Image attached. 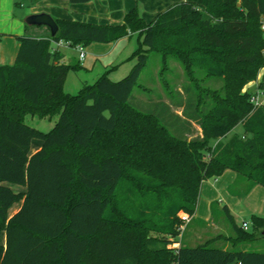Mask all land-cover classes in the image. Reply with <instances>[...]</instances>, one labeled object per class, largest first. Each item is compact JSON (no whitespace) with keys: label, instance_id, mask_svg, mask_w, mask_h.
Here are the masks:
<instances>
[{"label":"trees","instance_id":"1","mask_svg":"<svg viewBox=\"0 0 264 264\" xmlns=\"http://www.w3.org/2000/svg\"><path fill=\"white\" fill-rule=\"evenodd\" d=\"M152 19L137 6L121 25L54 19V36L15 37L14 63L0 66V264H264V252L238 248L260 237L264 220L252 215L243 230L225 206L231 236L191 248L178 240L179 213L194 214L206 179L228 169L264 188V107L243 91L264 67V0L179 2ZM130 34L138 42L123 78L104 73L64 93L79 65L60 63L54 42L85 47ZM148 52L173 54L184 67L191 84L183 92L194 98L179 105L181 116L162 101L133 107ZM208 79L222 86L201 87ZM26 116L57 119L44 133ZM236 125L242 132L227 137ZM34 140L41 145L32 153Z\"/></svg>","mask_w":264,"mask_h":264},{"label":"crops","instance_id":"2","mask_svg":"<svg viewBox=\"0 0 264 264\" xmlns=\"http://www.w3.org/2000/svg\"><path fill=\"white\" fill-rule=\"evenodd\" d=\"M185 1L197 2L198 0H90L80 4H72L66 0H0V66H10L14 63L19 47L15 37L46 38L50 36L48 29L44 26H27L24 23V18L27 15L45 13L58 20L96 25H121L124 14L134 7L138 6L142 19L145 16L152 19L155 14L166 10L169 6ZM134 35L136 34L125 35L121 39L106 44L90 43L84 47V59L88 60L89 65L85 66L84 64L80 67L85 71H90L95 65H98L101 73L97 77L105 73L108 79L123 65H127L125 70L131 69L130 57L137 48L133 49V46L130 45ZM52 48L61 56L60 63L72 64L68 58L71 57L69 50L73 47L69 45L55 47L52 45ZM86 84L83 83L82 85ZM252 85H254L256 92L258 90L257 83L251 82L247 86L251 87ZM164 104L168 105L167 103ZM169 111L172 113L170 106ZM192 126L197 129L194 123H191V129ZM237 127L240 129L237 130ZM241 132V126L236 125L227 137ZM40 145V141H32L31 152H35ZM8 187L14 192L23 191V188L16 185L9 184ZM199 193L196 210L178 237L180 244L186 247L191 248L202 244L207 239L217 235L231 236L233 234L231 225L225 218L223 206L228 209L232 220L238 213L240 215L246 213L249 218L256 215L264 220V188L257 184L251 185L244 177L231 170H224L219 177L206 179L201 184ZM18 207L19 203L14 204L10 208L9 214H13ZM216 245L224 249L229 247L228 243H216ZM248 246H256L259 248V252H264V240L262 239H257L250 244L239 245L238 248L246 250ZM2 254L3 250L0 248V259Z\"/></svg>","mask_w":264,"mask_h":264},{"label":"rangeland","instance_id":"3","mask_svg":"<svg viewBox=\"0 0 264 264\" xmlns=\"http://www.w3.org/2000/svg\"><path fill=\"white\" fill-rule=\"evenodd\" d=\"M151 19V18H150ZM145 16L144 22L149 23L151 20ZM150 20V21H149ZM130 45L133 49L137 47V36L134 35L131 38ZM71 57L68 58L69 62L73 64H78L79 67L74 71H69L66 75V79L63 85L64 93L69 95H74L81 88L83 83L91 84L93 80L99 75L100 68L95 65L92 70L85 71L80 66L89 65L88 60H79L78 52L72 48L69 50ZM133 64V60L130 61ZM131 64V65H132ZM127 65H123L117 72H114L110 76V79L115 81L119 80L126 74L130 68L126 69ZM125 70V72H123ZM123 72V74H122ZM194 77L197 79H202V74L196 69H192ZM121 73V74H120ZM264 75V67L260 68L257 72L255 81L257 86L263 81L262 76ZM138 85L132 91L131 103L133 107L137 108L139 111L152 110L151 102L162 101L170 106L172 113L180 114L179 105L183 104L188 96L193 97V91L190 90L187 94L183 92V88L190 85L188 77L185 75L184 67L181 65L180 61L173 55L163 57L157 52H148L147 61L144 69L141 71L138 81ZM251 84V83H249ZM248 85V84H247ZM245 86L243 91L253 94L254 85L251 87ZM222 86V81L217 79L203 80L201 87L209 88L211 90H218ZM256 96H258L259 103L264 107V91L258 89L256 90ZM57 117L52 116L50 118H38L37 116H26L25 123L35 128L41 132H48L55 124ZM193 132L191 133V138L198 136L200 129H196L192 126ZM240 129L237 127V130ZM199 130V131H198ZM189 137V136H188ZM240 207V206H239ZM180 214V213H179ZM241 222H246L249 225L248 230H250L249 215L246 213L240 215L239 213L235 215L233 223L238 227L241 226ZM226 224V221H225ZM258 239L264 240V236H260ZM259 246V245H257ZM261 246V245H260ZM258 247H246L247 251H258Z\"/></svg>","mask_w":264,"mask_h":264},{"label":"water","instance_id":"4","mask_svg":"<svg viewBox=\"0 0 264 264\" xmlns=\"http://www.w3.org/2000/svg\"><path fill=\"white\" fill-rule=\"evenodd\" d=\"M27 26H44L48 29L49 35L54 36L57 31V25L54 19L45 13L30 14L24 18ZM264 82V75L262 76ZM264 235V230L259 232V236Z\"/></svg>","mask_w":264,"mask_h":264},{"label":"built area","instance_id":"5","mask_svg":"<svg viewBox=\"0 0 264 264\" xmlns=\"http://www.w3.org/2000/svg\"><path fill=\"white\" fill-rule=\"evenodd\" d=\"M261 31L264 32V24L261 25L260 27ZM61 45H68L62 41H58V42H54L53 46L58 47ZM77 52H78V59L79 60H83L84 56H85V50H84V46L82 45H76L73 47ZM55 49L53 48L52 51H54ZM257 92H254V94L251 97V102L255 105L258 106L260 105L259 101H258V96H256ZM180 220L182 221L181 227H180V231H182V229L184 228L185 224L189 221V217L184 214V213H180L179 214ZM242 229L243 230H248V224L242 222Z\"/></svg>","mask_w":264,"mask_h":264}]
</instances>
